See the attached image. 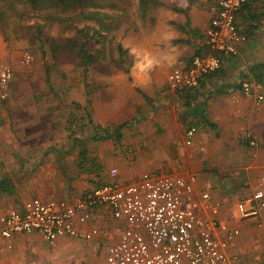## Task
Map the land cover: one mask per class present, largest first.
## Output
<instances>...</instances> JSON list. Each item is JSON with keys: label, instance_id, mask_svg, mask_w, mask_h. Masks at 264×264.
Returning <instances> with one entry per match:
<instances>
[{"label": "crops", "instance_id": "obj_1", "mask_svg": "<svg viewBox=\"0 0 264 264\" xmlns=\"http://www.w3.org/2000/svg\"><path fill=\"white\" fill-rule=\"evenodd\" d=\"M148 6L149 10L141 13L142 26L132 35H125L120 44L124 51L121 57L124 73L132 64L127 50L130 40L135 38L146 45V31L155 25L157 15L163 14L166 7L176 13L171 21L177 33L172 46L179 54L174 65L158 73L147 88L135 87L131 81L124 82V73L118 77L123 87H83L80 99L70 101L76 110L66 116L69 127L74 126L77 119L86 124L84 139L69 131L68 138L77 147L73 154L69 149L49 148V143L22 147L19 153L13 147L9 148L10 153L7 149L0 151V155H6L5 163L17 164L16 168H0V180L6 177L13 186L12 193L0 189V215L32 197L74 200L84 190L98 185L89 175L94 169L90 163L93 159L98 163L105 153H110L113 160L111 158L109 166L118 168L119 181L128 182L131 172H146L145 177L151 174L194 175L195 195L209 193L211 201L221 203L220 216L240 229L239 236L230 242L229 253L237 254L242 261L264 259L251 243L254 236L264 239V227L257 229L251 219L239 220L234 216L235 202L250 193L255 176L264 175V84L260 103H256L253 96L246 97L240 87L243 80H253L246 76L249 66L264 59V0H251L237 14L238 28L247 37L239 51L235 55H224L220 69L203 77L198 87L185 94L169 89L168 75L173 68H186L193 55L206 52L204 35L215 14L216 1L174 0L164 5L161 0H149ZM65 104L58 100L33 99L24 104L7 103V108L11 109L7 114L11 113L12 117H0V142L13 137L12 129L22 128L20 131L24 132L27 127L34 126L38 118L43 120L39 132L48 134L52 125L55 126L52 119L61 114L58 109ZM188 126L196 128L189 145L184 136ZM116 127H119L120 141L113 135ZM245 133L254 137L255 146H248ZM74 137L83 140L91 159L85 168L80 164V148L75 145ZM100 139L103 142L101 152L89 151L88 141L97 143ZM14 154L19 158L13 160ZM246 154L251 157L247 158ZM204 155L207 158L201 162ZM72 171L80 175L72 178L68 175ZM109 180L108 177L105 182ZM90 214V219L78 226L80 232L98 227L105 235L92 239L81 235L76 239L96 241L103 250L102 264H105L106 247L117 240L123 224L111 217L106 206L96 207ZM247 235L250 241L245 240ZM42 239L46 241L37 232L13 234L9 239L0 236V264H24L25 261L29 264L27 247L31 246V251L37 252L39 258L45 252L40 243ZM57 240L66 242L64 237L52 242ZM40 259L38 264L43 263Z\"/></svg>", "mask_w": 264, "mask_h": 264}, {"label": "built area", "instance_id": "obj_2", "mask_svg": "<svg viewBox=\"0 0 264 264\" xmlns=\"http://www.w3.org/2000/svg\"><path fill=\"white\" fill-rule=\"evenodd\" d=\"M215 14L205 30L206 52L195 54L186 68H173L168 75L169 89L185 94L199 86L203 77L220 69L224 55H235L247 40L237 25L242 6L251 0H215ZM33 61L31 53L22 54V63ZM10 65L0 67V88L11 81ZM246 97L263 100V85L253 80L240 84ZM196 128L185 130V143L191 144ZM248 146L256 145L250 133L244 134ZM207 158L206 155L202 160ZM110 180L84 190L74 200H42L32 197L22 205L0 215V236L40 233L48 242L60 237L83 236L92 239L105 235L98 227L82 233L90 210L106 206L111 217L123 227L116 241L106 247L105 264H264V259L242 261L229 253L232 239L240 229L220 216L221 203L211 201L209 193H194L195 176L151 174L135 182L119 181L118 169L108 171ZM250 193L234 204V216L251 219L257 229L264 227V175L252 180ZM11 247V246H9Z\"/></svg>", "mask_w": 264, "mask_h": 264}, {"label": "rangeland", "instance_id": "obj_3", "mask_svg": "<svg viewBox=\"0 0 264 264\" xmlns=\"http://www.w3.org/2000/svg\"><path fill=\"white\" fill-rule=\"evenodd\" d=\"M7 3L0 1V9H6L0 20V67L10 65L13 77L4 89L0 88V117H12L11 113L7 114L11 111L7 108V103L24 104L33 99L58 100L66 104L60 109L55 108L61 114L52 119L55 126L52 125V131L48 134L39 132L43 120L38 118L37 123L27 127L24 132L20 131L22 128L12 129L13 137L0 142V151L7 149L6 152L10 153L9 148L13 147L19 153L22 147H34L38 143L45 146L49 143V148L69 149L73 154L77 147L70 142L69 131L83 138L86 124L74 119L75 125L71 124L69 127L66 116L76 110L70 101L80 99V95L84 93L83 87H123V82L118 77L124 73V62L121 59L124 53L120 54L117 47L122 44L125 35H132L142 26L141 13L149 10V0H90L75 9L48 6L31 11L26 10L18 0H12L13 4L9 6ZM82 42L96 56L95 61L86 67V75L80 64L79 44ZM25 51L33 57L29 65L22 63ZM77 123L81 125L78 126ZM95 136L100 138L98 134ZM88 143L89 151L101 152V139L97 143L90 140ZM109 154L105 153L104 159L97 160L98 163L93 166L94 169L89 174L93 183L108 180V171L112 167L109 164L113 160V155ZM246 157L250 158L251 155L246 154ZM5 158L6 155H0L1 169L16 168L17 164L13 166L5 163ZM12 158L16 160L19 157L14 154ZM203 161L201 158V162ZM121 173L124 176L123 171ZM146 174L131 172L128 182L138 181ZM212 174L213 172L210 175ZM68 175L73 178L80 174L72 171ZM64 238L66 242L57 240L49 243L42 239L40 243L45 249L44 254L46 253L39 256L42 264H102L103 250L96 241ZM245 240L250 241L249 235L245 236ZM251 243L260 255H264L263 237L254 236ZM26 250L28 263L38 264L37 252H32L31 246Z\"/></svg>", "mask_w": 264, "mask_h": 264}, {"label": "clouds", "instance_id": "obj_4", "mask_svg": "<svg viewBox=\"0 0 264 264\" xmlns=\"http://www.w3.org/2000/svg\"><path fill=\"white\" fill-rule=\"evenodd\" d=\"M173 2L174 0H161L164 5ZM175 15L167 7L163 14L157 15L155 25L146 31V45H141L135 38L130 40L127 50L132 57V64L128 72L123 74L124 82L131 81L135 87L147 88L158 73L165 72L174 65L179 55L172 46V41L177 38L171 25Z\"/></svg>", "mask_w": 264, "mask_h": 264}, {"label": "trees", "instance_id": "obj_5", "mask_svg": "<svg viewBox=\"0 0 264 264\" xmlns=\"http://www.w3.org/2000/svg\"><path fill=\"white\" fill-rule=\"evenodd\" d=\"M0 1H6V3L9 2V3H7L8 6H9V4H13L12 0H0ZM18 1L20 3H22L23 7L26 10L30 9V11H31V10L38 9V8H46L48 6H50L49 8L60 7L62 9H75V8L80 7L81 5H83L84 3H86L90 0H18ZM248 3H246L245 5H247ZM245 5H243L242 8ZM6 8H7V6H6ZM5 11H6V9H4V8L0 9V20L3 17V15L5 14ZM117 48H118L120 54H122L124 52L120 45H118ZM79 52H80V64L84 68V75H86V71H87L86 67L95 61L96 56L91 54L87 50V48L85 47V42H82L79 44ZM122 61L124 62L123 59H122ZM246 76H248L249 78H252L256 82L264 84V59L251 64L249 66L248 74ZM47 81H48V78H47ZM118 129H119V127H116V128H114V131H113V135L116 137V141H120V135H119ZM106 130L107 129H104L105 133H106ZM74 143H75V145H77L80 148V152H79L80 164L82 165L83 168H85V166H86L85 164L87 163V161H89L91 159L89 158V156L87 154L88 152H87V149L84 145V142H83V140H80V138L74 137ZM90 164L95 166L96 165V159H93V161ZM104 183L105 182H101L97 186H100ZM0 189L5 190V191L7 190L8 193H12L13 186L9 185V179L8 178L3 177L0 180Z\"/></svg>", "mask_w": 264, "mask_h": 264}]
</instances>
